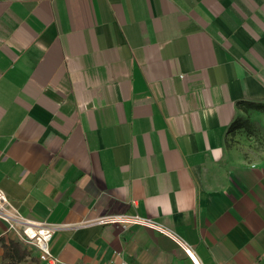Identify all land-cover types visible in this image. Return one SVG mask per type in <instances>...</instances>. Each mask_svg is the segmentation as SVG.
<instances>
[{
  "label": "crops",
  "instance_id": "0c3cea01",
  "mask_svg": "<svg viewBox=\"0 0 264 264\" xmlns=\"http://www.w3.org/2000/svg\"><path fill=\"white\" fill-rule=\"evenodd\" d=\"M240 101L264 103V0H0V188L70 224L57 264H264V106ZM120 213L161 227L90 221ZM12 257L47 264L0 219Z\"/></svg>",
  "mask_w": 264,
  "mask_h": 264
},
{
  "label": "built area",
  "instance_id": "2783aa9c",
  "mask_svg": "<svg viewBox=\"0 0 264 264\" xmlns=\"http://www.w3.org/2000/svg\"><path fill=\"white\" fill-rule=\"evenodd\" d=\"M0 219L4 220L7 230L15 234L26 246L35 249L38 257L47 264H57L58 257L51 251L50 240L54 232L62 226H69V223H55L45 220H31L25 217L15 208L4 191L0 188ZM99 223L118 222L125 226L127 223H142L151 226L161 227L159 222L135 213H120L103 215L94 220ZM176 235V234H175ZM185 252L192 257V248L182 238H178ZM107 264H130L126 260L119 262L110 261ZM198 264V263H197Z\"/></svg>",
  "mask_w": 264,
  "mask_h": 264
},
{
  "label": "trees",
  "instance_id": "16d2710c",
  "mask_svg": "<svg viewBox=\"0 0 264 264\" xmlns=\"http://www.w3.org/2000/svg\"><path fill=\"white\" fill-rule=\"evenodd\" d=\"M240 104L243 108L247 107H255V108H262L264 106V103H259V102H253V101H240ZM235 125V124H234ZM6 253V249H5Z\"/></svg>",
  "mask_w": 264,
  "mask_h": 264
},
{
  "label": "rangeland",
  "instance_id": "374dc122",
  "mask_svg": "<svg viewBox=\"0 0 264 264\" xmlns=\"http://www.w3.org/2000/svg\"><path fill=\"white\" fill-rule=\"evenodd\" d=\"M11 250V249H10ZM8 251L9 253L11 252V251ZM14 250H15V248H14ZM2 264H28L24 259H22V258H10V260L7 262V263H2Z\"/></svg>",
  "mask_w": 264,
  "mask_h": 264
}]
</instances>
